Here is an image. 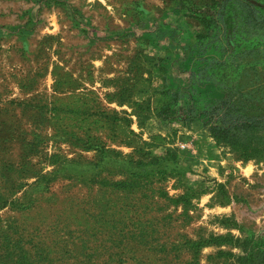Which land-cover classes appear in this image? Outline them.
Returning a JSON list of instances; mask_svg holds the SVG:
<instances>
[{
	"label": "rangeland",
	"instance_id": "374dc122",
	"mask_svg": "<svg viewBox=\"0 0 264 264\" xmlns=\"http://www.w3.org/2000/svg\"><path fill=\"white\" fill-rule=\"evenodd\" d=\"M31 1L28 36L0 38V264L264 249V156L211 133L227 87H264V34L239 20L264 0Z\"/></svg>",
	"mask_w": 264,
	"mask_h": 264
},
{
	"label": "trees",
	"instance_id": "16d2710c",
	"mask_svg": "<svg viewBox=\"0 0 264 264\" xmlns=\"http://www.w3.org/2000/svg\"><path fill=\"white\" fill-rule=\"evenodd\" d=\"M229 0H225L226 4ZM239 17L249 36L264 34V16L244 3ZM241 18V19H240ZM237 24V20H235ZM203 70L200 74L204 73ZM264 87L255 80L240 87H227L225 97L211 107L216 125L212 136L224 145L238 151L244 159L264 156ZM239 264H264V249L244 254Z\"/></svg>",
	"mask_w": 264,
	"mask_h": 264
},
{
	"label": "crops",
	"instance_id": "0c3cea01",
	"mask_svg": "<svg viewBox=\"0 0 264 264\" xmlns=\"http://www.w3.org/2000/svg\"><path fill=\"white\" fill-rule=\"evenodd\" d=\"M40 5L42 6L40 1L25 0L24 9L22 11L17 9V11L14 9V6L17 7L15 0H0V38L7 33H15V36L19 39H24L28 36L25 32L27 31V27L33 26L34 19H38V17L40 18L44 15L43 10L40 9ZM19 7H21L20 4ZM18 16L23 19L22 22L15 21ZM11 26H17V28L13 29Z\"/></svg>",
	"mask_w": 264,
	"mask_h": 264
}]
</instances>
